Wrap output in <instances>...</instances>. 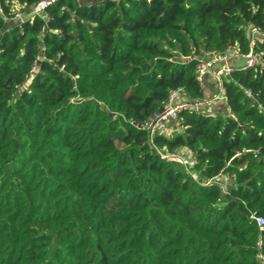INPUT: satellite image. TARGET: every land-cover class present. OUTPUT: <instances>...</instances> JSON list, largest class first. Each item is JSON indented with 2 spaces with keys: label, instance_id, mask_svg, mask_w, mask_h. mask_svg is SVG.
<instances>
[{
  "label": "trees",
  "instance_id": "1",
  "mask_svg": "<svg viewBox=\"0 0 264 264\" xmlns=\"http://www.w3.org/2000/svg\"><path fill=\"white\" fill-rule=\"evenodd\" d=\"M37 1L0 0V264H264V0ZM232 47L226 111L156 120Z\"/></svg>",
  "mask_w": 264,
  "mask_h": 264
},
{
  "label": "built area",
  "instance_id": "2",
  "mask_svg": "<svg viewBox=\"0 0 264 264\" xmlns=\"http://www.w3.org/2000/svg\"><path fill=\"white\" fill-rule=\"evenodd\" d=\"M56 0H38L33 8L31 9V14H40L48 5L55 2ZM14 16L18 20L23 19V15L20 12H16ZM252 33H260L264 35V29H259L254 27L252 29ZM254 37L251 35L250 45H253ZM242 55L245 57L244 64L242 68L253 66L255 64H263L260 60L258 52L253 51L252 49L245 54L239 52L237 47H232L228 53L220 54L217 50H208L205 52L204 56L197 62L195 66L196 77L199 82H202L203 75L209 69L212 70L214 77L216 80H220L222 74H227L232 70V66L229 65L228 59L231 56H239ZM213 63H219L220 66L212 67ZM217 100H224V95L221 90L212 96L205 97L200 101H189L182 96V88L177 87L170 91L166 103L161 110L157 121L167 120L176 118L179 111L186 109H199L200 104L209 105L212 102ZM147 126H150L151 129H155L154 123H149ZM163 157H171L185 164L182 156L177 153L170 154H162ZM250 217L255 220V223L258 227H262L264 225V216L260 214L251 213Z\"/></svg>",
  "mask_w": 264,
  "mask_h": 264
},
{
  "label": "crops",
  "instance_id": "3",
  "mask_svg": "<svg viewBox=\"0 0 264 264\" xmlns=\"http://www.w3.org/2000/svg\"><path fill=\"white\" fill-rule=\"evenodd\" d=\"M244 61H245V58L239 57V56H231L228 59V63L232 67H235V66L242 67L244 64ZM217 65H218V63H213L212 67H218ZM202 85H203L204 90H205L204 98L208 97V96H212V95L216 94L217 92H219V88L217 86V80L214 77L211 69L207 70L205 72V74L203 75ZM199 109H201V110L206 109L207 111L218 112L221 110L226 111L227 107H226L224 100H217L215 102H212L209 105L200 104ZM180 155L182 156L185 163H187V161H189V159L191 158V155L188 152H183Z\"/></svg>",
  "mask_w": 264,
  "mask_h": 264
},
{
  "label": "rangeland",
  "instance_id": "4",
  "mask_svg": "<svg viewBox=\"0 0 264 264\" xmlns=\"http://www.w3.org/2000/svg\"><path fill=\"white\" fill-rule=\"evenodd\" d=\"M169 122V121H168ZM172 122V121H171Z\"/></svg>",
  "mask_w": 264,
  "mask_h": 264
}]
</instances>
